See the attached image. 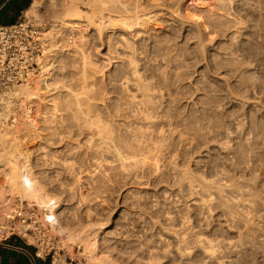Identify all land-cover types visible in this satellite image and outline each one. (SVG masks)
<instances>
[{
  "label": "rangeland",
  "instance_id": "374dc122",
  "mask_svg": "<svg viewBox=\"0 0 264 264\" xmlns=\"http://www.w3.org/2000/svg\"><path fill=\"white\" fill-rule=\"evenodd\" d=\"M18 1L8 2L0 11V23L14 22V19L7 18ZM33 1L29 7L22 9L23 12L31 7ZM42 1L43 6L34 12L36 16L30 17L35 16L45 33L57 32L58 35L56 39H50L51 42L47 39L48 47L52 49V42L55 45L59 41L55 45L58 48L57 57L54 55L55 58L50 59L54 66L51 87L58 93L70 90L80 93V74L86 71L84 73L89 74V81L93 85L90 83L92 88H88L83 97L87 106L94 105L92 109H95L89 114H100L104 122L113 125L115 133L128 134L136 130L137 134L133 131L132 134L137 135L139 143L134 138L131 140L134 136L131 133L128 135L130 141L126 133H123L126 138H122L134 145L135 150L138 149V156L132 148V152L130 149H122L121 152H125V155L131 152L129 155L137 156L134 159L138 163L135 164L131 156L129 160L128 154L126 157L123 154L124 159L120 162L128 163V167H125L128 169H120V174L119 156L114 152L117 151L115 147L111 146L113 143L111 148L103 147V150L106 148L103 154L101 145L93 149L96 151L100 148L97 153L90 150L92 156L100 153L94 158L99 161L88 154L92 158L90 161L88 152L85 153L87 147L84 148L86 139L83 136L89 132L86 128L82 130L85 129L87 133L82 132L73 116L67 115L68 112L62 114H65L63 123L58 118L59 123L56 124L55 118V129L58 131V127L64 129L73 126L72 130H81L78 131L80 137L74 134L78 133L77 130H67L69 127L61 129L62 135L60 129L57 132L61 136L60 139L57 138L60 136L55 137L59 144L52 140L54 138L47 139L53 141V145L47 143L45 136L49 133L45 126H35L46 112L47 100L43 101L37 96L28 103L14 96L6 107L0 106L7 114L0 127V166H39L44 160L38 161L40 152L34 154L32 149L42 143L41 147L46 148L47 153L51 150L44 165L51 170L49 174L55 184L54 195L59 197L62 194L66 200L63 214V217L66 216L65 223L67 218L71 220L70 223L73 222V226L105 223L107 228L104 231L111 239L101 244V250L121 262L142 259L145 263L152 261L156 254L158 257H163L168 251L176 254V247L182 246L185 253L190 255L179 261V264H203L204 254L195 248L194 242V236L202 232L213 242L224 264H242L250 258L264 263V0H164L167 3L163 0H124L131 4L130 9H121L123 6L119 4V7H115L120 8L119 11L110 7L98 10L92 0H78L81 15L75 17L78 19L75 26H67L69 29L65 33L58 25L59 21L67 18L65 15L71 10L73 0ZM161 2L172 5V11L170 14L161 12L152 18L149 21L151 32L137 40L148 44L147 47L142 46L139 70L144 84L151 90L150 100L148 95L146 100L149 103L146 104L151 107L153 116L150 122L142 119L137 121L133 109L138 111L143 107L136 106V103L132 104L136 107L130 105L132 109L124 107V103L120 105L124 92L116 81L120 76L121 59L127 53L124 48L126 42H134L135 31H147L144 24L149 16L142 15ZM141 3L149 9L146 13L139 12L142 26L135 31L126 29L120 23L108 25L100 31L90 24L92 21L100 23L104 16L116 21L124 19L127 12L132 15L136 11L135 6ZM116 43L119 45L117 53L114 48ZM109 46L113 48L110 51L118 55L108 52ZM83 53L89 58L86 61L90 62H85L87 65L83 62L82 66ZM109 60L111 64H108ZM114 81L120 86L121 92L112 83ZM111 84L118 90L113 89ZM43 89L38 93L43 95L47 90ZM129 89L128 94L133 92L138 100L143 99V92L136 84H130ZM128 94L127 99H124L126 101L130 98ZM122 106L125 110L118 111ZM90 107H86L87 110ZM89 114L84 116L87 118ZM27 119L33 122L36 130L33 126H25L29 123ZM71 122L75 126L68 124ZM5 128L10 131L7 135ZM40 130L45 132L42 134ZM64 131L71 132L74 140L68 134L65 137L67 132ZM35 136H39V140H32ZM42 141L46 142L45 145ZM82 141H85L82 149L85 151L80 153L84 157L61 152L62 147H65L64 142L71 143L69 149ZM134 142L139 146L135 147ZM108 149L109 153H106ZM96 164L98 168H95ZM116 166L114 169L118 171L113 169ZM105 169L113 173L109 179L105 177ZM117 172L119 176H116ZM101 177L105 178L102 180ZM3 180V174H0V184ZM61 187L63 190H60ZM26 203H33L40 218L44 219L47 211L42 210L35 201L16 197L11 209ZM165 227L172 229V233L168 232L170 235H166ZM174 234L186 235V242H180L181 239ZM53 235L54 239L57 238L55 245L65 249L72 257L84 259L89 264H98L87 258L82 244L66 242L58 234ZM28 242L36 245L32 239ZM77 247H80V251L75 255ZM228 255L231 258H223ZM175 260L178 259L168 258V261Z\"/></svg>",
  "mask_w": 264,
  "mask_h": 264
},
{
  "label": "bare ground",
  "instance_id": "6f19581e",
  "mask_svg": "<svg viewBox=\"0 0 264 264\" xmlns=\"http://www.w3.org/2000/svg\"><path fill=\"white\" fill-rule=\"evenodd\" d=\"M77 1L78 0H73V2L71 4V7L72 8L70 7L71 10H68L67 11L68 13L65 15L67 18L64 19L61 22L59 21V23L61 25L59 24L58 26L61 27V29L63 30L64 33L67 32V29H69V27L70 28H73L75 26L76 21H78V19L75 18V17L81 15L80 14V10L78 8ZM165 1H164V3H167ZM92 2H93V4H95V6L98 8V10H103V9H106V8L110 7V8H114V11L115 10H118L119 11L120 8H115V7L116 6L119 7L120 5L123 6L121 9L129 10L130 9L129 7L131 5L128 1H124V0H92ZM144 2L146 3V1H144ZM168 2H170V1H168ZM173 2H174V0H173ZM173 2H171V3L173 4ZM164 3L163 4H162V2L161 3H157V5L156 6L154 5L155 7L153 9L151 8L152 10H150V12L147 13V14H144V13H146L149 8L147 6H143L142 3H141L140 5L138 4L137 6H135V10L136 11L134 13L136 15L134 13H132V15H131L130 12H127V14L124 16L125 18L124 19H121V20H118V21L111 20L110 16H104L102 18V21L100 23H97L96 21H92L90 23V24L93 25L92 28L95 27L96 30H99V31L102 30L103 28L105 29L108 25H112V24H115V23H120L126 29L131 30V31L132 30L135 31L136 28L142 26L141 23H139V18L141 16V15L140 16L138 15L139 12H144L143 13L144 15H142V16H149V19H147L146 23L144 24L145 25V28H147V31H145V33H142L140 30L139 31L138 30L135 31L134 32V38H135L134 39V42H126V45H125L124 48L127 50V53L123 56V58L121 59V62H120V64H121V67H120L121 68L120 76L118 77L117 81L115 79V81L117 83H119L118 85L121 86V88L123 89V92H124V94L122 92L123 95H122V98H121V100H123V102L120 105H123V103H124L123 106L124 107L125 106H128V109H129V107H131L130 105L136 103L135 104L136 106L138 104L141 107H143L142 109H140L138 111L135 108L133 109V110H135L134 111V113H135L134 116L137 118L136 119L137 121H138V119L140 121L142 119L143 121L145 120L147 122H150V120H152V117H153L152 116V113H151V110H150L151 107L149 108V106L147 105L149 103V101H146L147 100V97L149 96V92L151 90H150V88H149V86L147 84H144V81L142 79L143 76L140 74V70H139V58L143 54L142 51H141V49H143L142 46L147 47L148 44L139 43L137 40L143 34H148L149 32H151V29L152 28L149 25V21H151L152 18L157 17L156 15L160 14L161 12L170 14V12L172 11L171 10L172 5H166V4L164 5ZM171 3H169V4H171ZM42 6H43V1L42 0H34L33 3H32V5H31V7L25 12L26 16L28 18H30V16L35 15L36 13H34V12L37 11L36 9L41 8ZM60 19H62V18L60 17ZM66 22H68V24H66ZM67 26H69V27H67ZM87 28H88V26H87ZM56 33L49 34L47 32L46 34H44V36H45V38H47L49 40L50 39L53 40V39H56L57 38L56 36H58V35H56ZM71 34H73V33H70V35ZM47 36H50L51 38L50 37H47ZM57 41L58 40H56V42ZM50 42H51V40H50ZM56 42H54V43H56ZM58 43H59V41H58ZM58 43H56V44L58 45ZM52 44H53V42H52ZM52 44H51V46L52 47L53 46L55 47L56 44L55 45L54 44L52 45ZM81 44H82V41H81ZM117 44L118 43H116L114 45V48H115V52L116 53H117V48H119V45H117ZM78 46L79 45H77V47ZM150 46H154V45H150ZM54 47H53V49L50 47L49 48L50 51H49L48 55H46L41 60V62H40V70L38 72V75L35 76L37 78H35V77L32 76V77L28 78L22 84L14 86L8 92L7 102L8 103H11L10 102L11 97H14V96H15V98L18 97V98L22 99L23 101L24 100H27L28 103L29 102H32V100L35 99L37 96H39L41 100L43 99V101H46L47 100L48 105H45V111L46 112H44V115L42 116V118H40V122L36 123V125H35V126H37V124H40V126L41 125H44L45 126V129H47V132L49 133V134L47 133L48 135L45 136L46 137V140L47 139L51 140L52 138H54L52 140L57 141L55 137L60 136V134L57 133V132L58 131L60 132V130L63 129V127L62 128L61 127H58L60 130L58 129V131H57L55 129L56 128V124L59 123V119L63 123L64 120L62 121V118H65V117H63V116H65V114L63 116H62V114L68 112L67 115L68 114L72 115L73 118H74V122L76 121L78 123L76 125L80 126L81 127L80 129L81 130H82V128H86L89 133L83 135V136H85L84 139H86V144H85L86 146L84 145L85 147L83 146V144H84L85 141H82L83 143L82 142H81V144L76 143L77 146H75V147L74 146L73 147L70 146V148L68 149V147H69V145L71 143H65L64 142L63 145H65V147L64 146L63 147L61 146L62 147V149H61L62 151L61 150L60 151L62 153L64 152L65 154L66 153L80 154L79 156L84 157V155H81L82 153H80V152H83L84 153L85 149L83 151L82 150L83 147L84 148L87 147L85 153L88 152L87 153V155H88L90 153L92 154V152H94V153L96 151L99 152V149L100 148H101V150H103V147L108 148L113 143L114 145H111V146H114L115 148L114 147L113 148L116 149L117 151H114L113 148H112V150L115 152V154L117 153L118 156H119V161H118L120 163V164L118 163L120 165V166H118V167H120L119 168V173L121 174L120 169L121 170L123 169L124 171H127L125 169H128V168H125V167H128V163H125V162L121 163L120 162L121 160L123 161V159H124L123 158L124 157L123 154L125 153V152L122 153L121 150L123 149V151H124V149H125V151H126V149H130L129 151H131V148L133 150H135L133 148L134 145L132 146V144L131 145L129 144V141L130 140H129V136H128L130 133L132 134V131L133 130H131L130 133H128V134L126 132H122V134H120L119 132H116L115 133L113 131L115 129L112 128L113 125H108L107 122H104V119H101L102 117H99V116H101L100 114L99 115L96 114L98 116H95V115L92 116V115H90V114H95L94 113L95 112L94 111L95 109H92V107L94 105L92 107L87 106L88 103L86 102V100H84L85 98L83 97V95H84L83 93H85V91L88 88L89 89L92 88V86L90 87V83L91 82L89 81V74L87 73L88 74L87 75L86 73H84V72H86V71H84V70H86L85 67L83 68L84 69L83 70L84 72L82 71L83 74L82 73L80 74V77L82 76L81 79H80V81H79L80 82L79 83V86H80L79 90H81L80 93H77V92H74L73 90H70V91H66V92L63 91L66 94H64L63 92H62L63 93L62 94V93H60V91H59V93L56 92L55 89L51 87L52 84L50 83V81H52V77L54 75V73H52V70H53L54 66L50 62L51 61L50 59L51 58H55L54 55H56L57 54L56 52L58 51V48H56V47L54 48ZM57 47H59V46H57ZM111 48H110V46L108 47V50H109L108 52H111L112 53L113 51H110V50H112L113 48L112 49ZM115 52H113V53H115ZM83 54L84 55H83L82 58H84V61H82V66H83V62H84V65H87V63L90 62V61H88V62L86 61V60L89 59L88 56L85 53H83ZM116 55H118V54H116ZM56 57H57V55H56ZM85 62H87V63H85ZM108 64H111L110 60L108 61ZM66 65H67V63H66ZM110 75H112V74H110ZM107 77H113V76H107ZM112 81H113V79H112ZM115 81L112 82V83L115 84ZM130 84H136L137 87L139 88V90H141L143 92L142 93L143 95H141V97H143V99L141 101L138 100V97L136 96V94H133V92L131 94L130 93L129 94L127 93V91L130 92V89H129ZM118 85L115 84V86H118ZM115 86H113L112 88L113 89H117V87H115ZM120 86H118L119 92H121L120 91V88H119ZM42 88H44L43 90L47 89V90H45L46 92L43 91L44 93H42V90H41V93L43 95H41L40 93H38V91H40V89H42ZM125 91L128 94V97H130V98H128L129 99L128 101L124 100V99H127V94L125 93ZM124 95L126 96V98L123 97ZM149 98H150V96L148 97V100H150ZM84 105H86V106H84ZM146 105L148 106L147 108H146ZM123 106H122V109L120 108L121 110H118V111H122L123 108H124ZM136 106H133V107H136ZM84 107L85 108L86 107H90V108H88L89 110H87V108H86V111H87L86 112L84 110L85 109ZM130 109H132V107ZM92 110L94 112H91L89 114V111H92ZM124 110H125V108H124ZM84 113H86V114H84ZM88 114H89V116L86 118V116H84V115H88ZM72 116H70V117H72ZM6 117H7V114L5 113V111H2V109H0V127H2V121ZM55 118L57 119L58 122L55 121L56 120ZM27 120H29V119H27ZM54 121H55L56 124L54 123ZM74 122L73 123L71 122V123H68V124H73L75 126ZM52 123H54V124H52ZM26 124L27 125H25V126H27L29 128L33 126V122H31L30 120H29V123H26ZM53 125H55V126L53 127ZM40 126H39V128H40ZM131 126H132V124H131ZM27 127H25V128L27 129ZM69 127H65V128L67 129ZM72 127H70L67 130H69V131L71 130L72 132L77 130V129H75V128H77V126L74 128L75 130H72L73 129ZM33 128H34V126H33ZM35 128H37V127H35ZM35 128H34V130H36ZM65 128L63 130H66ZM94 128H95V130H93ZM50 130L52 131V133H50L51 132ZM81 130H77L76 132H78V131L80 132ZM129 130L128 131L126 130V131L129 132ZM43 131H41L42 134H43ZM69 131H66L67 133L64 131V133H66V134L65 135L63 134V135L66 137V135L68 134V136L69 137L71 136V139H72V134H71V132L69 134L68 133ZM94 131H96V132L94 133ZM135 131L136 130H134L133 133ZM4 132H5V135H7L10 131H9V129L5 128L4 129ZM62 132L63 131L61 130V135H62ZM79 132L78 133H75L74 132V134L76 136H79ZM82 132H86V130L83 129ZM113 132L115 133V135L116 134H119V135H122V136H119L118 135V136L115 137V135L113 134ZM123 133H126L127 134V136H128L127 139L129 140L128 143H127V139L126 140L124 139V138H126L125 137L126 135L124 134L125 135L124 136ZM135 134H137V133L135 132ZM80 135L82 137V133ZM132 135H134V134H132ZM136 136L137 135L132 136L131 140L133 138H134L133 140H136L137 139ZM47 137H50V138H47ZM96 137H98L97 138L98 140L96 139ZM122 137H124V138H122ZM138 137H139V135H138ZM141 137H143V135ZM36 138H38L37 140H39V136L38 137L35 136L34 138L32 137V140H36ZM57 138L60 139L61 136L60 137H57ZM63 138L64 137H62L61 142L63 141ZM72 140H74V139H72ZM81 140H83V138ZM96 140L97 141H100V143L97 142ZM45 141H42L44 143V145L46 143ZM50 142L52 144L53 141H48L47 143H50ZM61 142H60V144H61ZM96 142L99 143V144H96ZM135 142H138L139 143L140 141L136 140ZM39 143H41V139H40V142ZM57 143H58V141H57ZM130 143H133V142H130ZM138 143H135V147H136V145ZM41 144L40 145H36L37 147H35L34 149H32V151H33L34 154H39L38 152H40V154H39L40 157H38L37 160L38 161H41V162L44 160V162H45L46 159H47V157H50L49 154H50L51 150H49L50 152H48L49 153L48 154L45 151L46 148L41 147ZM97 145H99V147L101 145V147L99 149H97L96 151H94L93 149H95V147ZM140 145H142V142H141ZM111 146H110V148H111ZM138 146L139 145H137V147ZM106 148H104L105 151H106ZM90 150H93V151L90 152ZM104 150L102 151V154H103ZM109 150L110 149H108L106 153H109L108 152ZM137 150L138 149L136 148L135 152H133V153L134 154L137 153V156H138V152H136ZM60 151H58L56 153H59ZM52 154H53V152H52ZM91 154H90V156H92ZM98 154L100 155V153H98ZM98 154L97 155L94 154L95 156H92L93 159L96 156L98 157ZM127 154H128V152H126V155L124 154L125 157L127 156ZM39 155H37V156H39ZM79 156H77V157H79ZM90 156L88 158H90V161H91L92 158ZM101 156L103 157V155H101ZM113 156L115 157L114 154H113ZM118 156L116 158H118ZM130 156L132 157L133 154L132 155H129V157H127V158H129V160L131 159ZM137 156L134 155V157H137ZM85 157H86V155H85ZM134 157H132V159H134ZM80 158H78V159H80ZM88 158H87V160H88ZM104 158H103V160H104ZM67 159H65V161H67ZM81 159H83V158H81ZM100 159H102V158L100 157ZM134 160H132V161H134ZM95 161H99V160L96 159ZM100 161H102V160H100ZM126 161H128V159ZM136 161H138V160H135V164L138 163ZM44 162H43V164L41 163L42 165H39V166H37L38 164L37 165H35V164H33V165H31V164H28V165L25 164V165H22L21 167H8L6 164H4L3 166L2 165L0 166V168H1L0 169V174H3V178H4L3 182L0 184V220L1 221H2V218L4 216L6 217L8 215V213L11 212V210H12L11 209V204L12 203L14 204L15 198L16 197H19L22 200L23 199H26V200H30V201H35L37 203V205H39L42 208V210L45 209L47 211V213H46V215H45V217H44L43 220L47 219V221L50 222V224H51V231L53 233H55V234H58L62 238V240L66 241V242L68 241V242L75 243V244H82L84 246V250H85V254H86L87 258L90 259L91 261L95 262V263H98V264H165V263H167V264H179V261H183L184 259L187 258L186 257L187 255L188 256L190 255V253H185V250L182 249V246H180V247L177 246L176 247V249H177L176 250V254H172L171 253L172 254L171 255L169 253V251L167 250L168 252L167 251L166 252L169 253L168 254L169 256H167V253H166V254H164L165 257L163 256L164 257L163 258V257H161L162 255H160V257H158L157 254H156L155 257H153V258L151 257L152 258V261H148V262H145V263L142 262V259H141V261L138 259V260H132V262H128V261L121 262V261L118 260V258H116V257H114V256H112L110 254H105V252H103L101 250V244L102 243H106V242L108 243L110 241V239H111L110 238V235H108V233L104 231L107 228L106 224L105 223H89V224L84 225V226H73L72 225L73 222L70 223L71 220L68 221V218L66 220L67 223H65L64 218L66 216L63 217V214H64V211H65L64 206L67 205V204H65L66 203V200L64 198H62V196H61L62 194H60L61 197L60 196L57 197L58 196L57 194H55L56 196L54 195L53 192L55 191V184H54L53 180L50 178V174H49L51 170L48 168V166H46V164L44 165ZM82 163H84V162H82ZM97 164H99V163H97ZM97 164L95 165V168H98L99 167ZM100 164H101V162H100ZM68 167H69V165H68ZM114 168H117V166L116 167H113V169ZM110 169H112V168H110ZM110 169L109 170L105 169V177H108V179L110 177V174H113V173H110ZM115 170L116 169H114V171ZM116 171H118V169ZM124 171L122 172V174L124 173ZM101 173H103V171ZM119 173L117 172V175L116 176H119L118 175ZM102 178L103 177H101V179ZM114 178H115V176L113 177V179ZM105 181H106V179H105ZM107 182H108V180H107ZM106 187H107V185H106ZM56 189H59V188L56 187ZM61 189L63 190L62 187L60 188V190ZM55 193H56V191H55ZM59 193H62V191L59 192ZM159 225H161V224H159ZM154 226H155V224H154ZM154 226L152 228H154ZM156 226H157V224H156ZM206 226L209 227V225H206ZM161 228H164V227L161 226ZM165 228H166V232H167L166 235L168 234V232H171L172 231L171 228H169V229H168V227H165ZM144 230H145V228H144ZM174 232L175 231H173V233ZM176 233H177V231L175 232V234ZM157 235H158V233H157ZM168 235H170V234H168ZM175 236H178V234L175 235ZM178 237L181 239L180 242H186V240H184V239H186V235L179 234ZM159 238H161L160 235H159ZM165 239H167V238H165ZM180 239H178V240H180ZM194 239H195L194 240V242H195V248H199V250H201V252H203V254H204V262H203V264H224L225 261H224V259L221 260L222 257L218 256L217 250L214 249L213 242L210 239H208L206 236H204L202 234V232L199 233V234H197V235H195L194 236ZM162 250H164V249H162ZM153 252H154V250H153ZM174 257H176L178 260H175L173 262L172 261H168V258H174ZM223 258H227L228 259V258H231V257L228 255V256H224ZM135 259H137V257ZM258 260L259 259L256 260V258H255V260L254 259L251 260V258L250 259H245L242 262V264H264V263H262L261 261H258Z\"/></svg>",
  "mask_w": 264,
  "mask_h": 264
},
{
  "label": "built area",
  "instance_id": "2783aa9c",
  "mask_svg": "<svg viewBox=\"0 0 264 264\" xmlns=\"http://www.w3.org/2000/svg\"><path fill=\"white\" fill-rule=\"evenodd\" d=\"M12 0H4L0 11ZM12 23H0V106H6L8 92L28 78L38 74L40 62L48 52V41L44 27L25 12ZM11 102V100H10ZM33 203L21 204L13 209L1 222L2 239L17 237L51 257L50 264H89L84 259L74 258L56 246L51 224L36 212ZM46 211L45 209H43ZM45 217V216H44ZM32 239L34 243H29ZM80 247H77V255Z\"/></svg>",
  "mask_w": 264,
  "mask_h": 264
},
{
  "label": "crops",
  "instance_id": "0c3cea01",
  "mask_svg": "<svg viewBox=\"0 0 264 264\" xmlns=\"http://www.w3.org/2000/svg\"><path fill=\"white\" fill-rule=\"evenodd\" d=\"M25 3L26 0L16 2V6L10 11L7 19L17 21L16 19H19L22 15V9L26 6ZM50 261L51 257L47 256L46 253L37 251L34 246L29 245L17 237H11L7 240L0 238V264H50Z\"/></svg>",
  "mask_w": 264,
  "mask_h": 264
},
{
  "label": "trees",
  "instance_id": "16d2710c",
  "mask_svg": "<svg viewBox=\"0 0 264 264\" xmlns=\"http://www.w3.org/2000/svg\"><path fill=\"white\" fill-rule=\"evenodd\" d=\"M1 1H2V0H0V2H1ZM31 1H32V0H26V3H25L26 6H25V8H26V7H29V5L31 4ZM17 9H18V8H17ZM14 21H15V20H14ZM11 23H12V22H11Z\"/></svg>",
  "mask_w": 264,
  "mask_h": 264
}]
</instances>
